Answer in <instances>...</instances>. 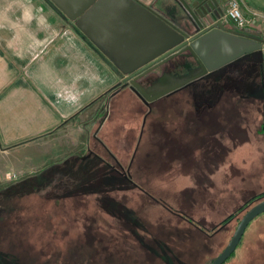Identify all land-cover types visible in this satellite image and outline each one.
Listing matches in <instances>:
<instances>
[{"label": "rangeland", "instance_id": "374dc122", "mask_svg": "<svg viewBox=\"0 0 264 264\" xmlns=\"http://www.w3.org/2000/svg\"><path fill=\"white\" fill-rule=\"evenodd\" d=\"M255 22L264 40V17ZM263 72L264 54L248 55L160 100L144 128L147 108L123 92L109 116L102 108L101 144L91 137L29 174L7 168L0 264H212L263 200L219 227L264 193ZM2 148L0 173L32 152ZM225 264H264V214Z\"/></svg>", "mask_w": 264, "mask_h": 264}, {"label": "crops", "instance_id": "0c3cea01", "mask_svg": "<svg viewBox=\"0 0 264 264\" xmlns=\"http://www.w3.org/2000/svg\"><path fill=\"white\" fill-rule=\"evenodd\" d=\"M65 1L80 7L87 0ZM150 1L164 13L177 8L175 0ZM242 2L264 17V0ZM98 7L85 33L49 0H0V146L3 155L32 148L1 175L7 168L29 174L70 147H91L102 108L124 78L96 41L110 54L145 57L162 49L159 31L146 20L112 2Z\"/></svg>", "mask_w": 264, "mask_h": 264}, {"label": "water", "instance_id": "95a60500", "mask_svg": "<svg viewBox=\"0 0 264 264\" xmlns=\"http://www.w3.org/2000/svg\"><path fill=\"white\" fill-rule=\"evenodd\" d=\"M49 1L66 16L77 22V26L85 30V33H87L86 19L99 8L98 6L107 1L115 3V6L123 10L124 14L127 13L141 24L142 19L146 20L148 25L152 24L159 31L163 46L153 56L110 54L105 47H102L101 43L96 41V44L107 52L109 60L114 63L123 76H126L123 83L128 82L157 62L164 61L171 56L172 58L179 56L187 51L190 52L200 65L197 73L180 79L166 74L159 83L150 89L143 88L136 80L132 81L134 91L146 102H153L169 95L248 55L258 52L264 54L263 38L227 29L219 21L220 15L223 14L221 4H226L228 0H190L189 3L186 0H178L179 9L185 14L183 17L177 9L167 14L153 9L151 5L140 0H87L80 7L71 6L65 0ZM207 22H213V24L206 27ZM185 23L191 24L192 28L188 29ZM182 48L184 50L179 52ZM172 53L175 55H171ZM246 212L237 225L231 241L212 264H225L232 257L249 224L264 214V200Z\"/></svg>", "mask_w": 264, "mask_h": 264}, {"label": "flooded vegetation", "instance_id": "af4514ba", "mask_svg": "<svg viewBox=\"0 0 264 264\" xmlns=\"http://www.w3.org/2000/svg\"><path fill=\"white\" fill-rule=\"evenodd\" d=\"M141 2L145 0H140ZM176 1V0H175ZM188 3L190 2V0H186ZM229 1V0H228ZM228 1L226 4H221V7H222V11H223V14L220 15L221 17L219 18V21L220 19L223 17V15L225 14L226 12V8H227V4H228ZM151 4H152V1H150ZM149 2V3H150ZM146 3V2H145ZM147 3L149 6L150 4ZM179 1L177 0L175 4L177 8H172L168 13L170 14L172 12V10L174 11L175 9H177L178 11L181 12V17L185 16V14L182 13V11L179 9ZM167 13V14H168ZM213 24V22H207L206 24V27H209ZM186 27L188 29H191L192 26L191 24L189 23H185ZM226 27V26H225ZM227 29H230V30H233V26L232 25H229L226 27ZM184 48H182V50H179L180 51H183ZM175 53V52H174ZM174 53H172L171 55H175ZM172 58V56L170 57ZM170 58H167L166 60L164 61H160V62H157L155 63L154 65H152L150 68H148L147 70H144L142 73L138 74L137 76H135L134 78H132L131 80H129L128 82L126 83H123V79L126 78V76H124V78H122L117 84H115V88L114 90L111 92V95H110V100L109 102L107 103V116L110 115V109L112 108V102L115 100L116 97H118V95H121L123 92H127V93H130L131 95L135 96V98L138 99V101L141 103V105L143 104L147 109V113L145 114V119L143 120L142 124H143V128L144 126L146 125V121H147V118L149 116V114L151 113V110H153V108H155V105L160 102V100H166L167 98H171L173 97L174 95H176L178 92H181L187 88H189L192 84H195L196 82L198 81H202L204 78L212 75L213 73H210L206 76H204L203 78L199 79V80H196V81H193V83L191 82L190 84L170 93L169 95H166V96H163L162 98L158 99V100H155L153 102H146L144 101L142 98H140V96L134 91V85H132V81L133 80H136L139 85H141L143 88L145 89H150L152 88L154 85H156L157 83L160 82V79L168 74L172 77H176V78H181V77H189L191 75H193L194 73H197L199 71V68H200V65L198 64V62L196 61V59L191 56L190 52H184L182 54H179V56H174L172 59ZM245 58V57H244ZM243 59V58H242ZM241 60V59H240ZM263 70V69H262ZM217 72V71H216ZM263 76H264V72H263ZM263 80V86H264V78H262ZM107 118H105L99 125L98 127V130H97V133H96V136L94 137V139L96 140V142L98 143H102V139L99 138V135L101 132L100 130L102 131L103 129V124H105L107 122ZM100 132V133H99ZM141 138H142V135H141ZM138 146H140V144H138ZM114 159H116L115 157H113ZM119 163V162H118ZM117 163V164H118ZM114 168H112L113 170ZM117 170L114 169L113 172H116ZM124 171V169H123ZM119 171H117L118 173ZM119 174H122L121 172H119ZM128 175H126V177L122 174V178H124L125 180H128L129 178L127 177ZM154 199V198H152ZM156 200V199H154ZM251 200V199H250ZM157 201V200H156ZM251 204L250 201H248L246 204H244L240 209H242L244 206H249ZM240 209H238L237 213L240 211ZM236 213V212H235ZM240 213V212H239ZM238 213V214H239ZM226 221V220H225ZM224 221V222H225ZM230 222L228 223H222L221 225H219V227L221 228H225L226 226L225 225H228ZM221 230V229H220ZM201 232H203L202 229H200Z\"/></svg>", "mask_w": 264, "mask_h": 264}, {"label": "built area", "instance_id": "2783aa9c", "mask_svg": "<svg viewBox=\"0 0 264 264\" xmlns=\"http://www.w3.org/2000/svg\"><path fill=\"white\" fill-rule=\"evenodd\" d=\"M241 0H229L226 12L220 19L224 26H233V30L245 33L247 30L255 29L256 13L244 14Z\"/></svg>", "mask_w": 264, "mask_h": 264}, {"label": "trees", "instance_id": "16d2710c", "mask_svg": "<svg viewBox=\"0 0 264 264\" xmlns=\"http://www.w3.org/2000/svg\"><path fill=\"white\" fill-rule=\"evenodd\" d=\"M245 34H247V35H251V36H255V37H259L257 34H254V32H251V30H247L246 32H245ZM258 54V53H257ZM263 88H264V86H263ZM263 110H264V105H263ZM262 133H263V135H264V126H263V131H262ZM264 139V138H263ZM264 145V144H263ZM113 171V170H112ZM261 199H263L264 200V193L263 194H260V195H258V196H255V197H252L251 198V200H250V202H251V204L249 205V206H244L242 209H240V211L239 212H242V211H244L245 209H247L248 207H251V205L255 202H257L258 200L260 201ZM238 212V213H239ZM237 212L236 213H234V214H232V215H230L229 217H228V219H226V221L225 222H223L224 224L225 223H228V222H231L232 220H234L239 214H238ZM188 220V219H187ZM189 221V220H188ZM196 226V225H195ZM233 256V255H232Z\"/></svg>", "mask_w": 264, "mask_h": 264}]
</instances>
